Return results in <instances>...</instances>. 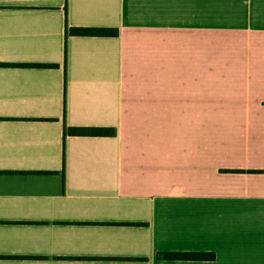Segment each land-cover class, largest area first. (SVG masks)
I'll return each instance as SVG.
<instances>
[{
    "label": "crops",
    "instance_id": "0c3cea01",
    "mask_svg": "<svg viewBox=\"0 0 264 264\" xmlns=\"http://www.w3.org/2000/svg\"><path fill=\"white\" fill-rule=\"evenodd\" d=\"M0 264H264V0H0Z\"/></svg>",
    "mask_w": 264,
    "mask_h": 264
},
{
    "label": "trees",
    "instance_id": "16d2710c",
    "mask_svg": "<svg viewBox=\"0 0 264 264\" xmlns=\"http://www.w3.org/2000/svg\"><path fill=\"white\" fill-rule=\"evenodd\" d=\"M66 10V8H65ZM67 34H80V35H118L119 28L117 27H104V26H68L66 18ZM66 34V35H67ZM39 66L49 67L57 64L41 63L35 64ZM65 98H66V80H65ZM66 108V102H65ZM115 131L109 126H75L64 123V157L66 147V137L71 135H112ZM227 171H242V169H226ZM248 171H254L249 169ZM169 259H197V260H210L215 258L213 251H170L166 253Z\"/></svg>",
    "mask_w": 264,
    "mask_h": 264
}]
</instances>
